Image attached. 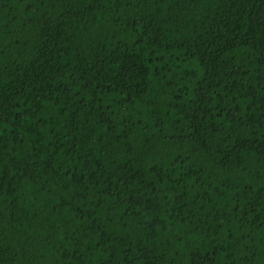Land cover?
Here are the masks:
<instances>
[{
	"label": "trees",
	"instance_id": "16d2710c",
	"mask_svg": "<svg viewBox=\"0 0 264 264\" xmlns=\"http://www.w3.org/2000/svg\"><path fill=\"white\" fill-rule=\"evenodd\" d=\"M0 264H264V0H0Z\"/></svg>",
	"mask_w": 264,
	"mask_h": 264
}]
</instances>
